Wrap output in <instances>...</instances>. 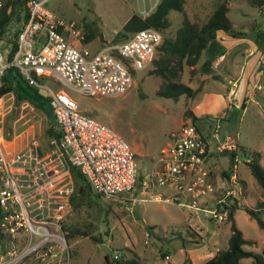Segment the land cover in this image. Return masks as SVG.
Masks as SVG:
<instances>
[{"label": "rangeland", "instance_id": "1", "mask_svg": "<svg viewBox=\"0 0 264 264\" xmlns=\"http://www.w3.org/2000/svg\"><path fill=\"white\" fill-rule=\"evenodd\" d=\"M43 1L57 17L77 24L82 33L85 28L93 32L94 39L84 41L83 33L78 43L90 51L102 47L101 39L108 43L115 41L117 33L137 10V0ZM216 1L186 0L183 11H169L170 26L165 34L173 36L185 19L204 21ZM229 5L233 29L243 34L239 38L228 35L221 41L218 39L216 52L208 45L195 69L184 68L181 80L195 90L191 97L181 95L174 100L161 95V80L148 73L151 62L134 71V83L121 95L88 97L61 86L77 102L80 113L107 126L126 142L134 155L138 179L135 189L122 193L120 198L95 197L92 206L84 204L71 210L64 220L65 230L71 233L66 236L68 248H55L58 258L54 264H107L115 254L135 258L140 264H202L209 259L204 256L209 251L227 249L232 224L248 240L244 250L260 253L264 249V230L245 211V207L258 209L264 218L263 189L247 165L253 154H258L264 169V54L244 58L238 53L252 44L264 49V39L257 38L258 33L264 34V3L253 7L246 0H229ZM15 28L12 24L3 40ZM214 52L216 57L225 53L217 67L212 64L216 57L214 60L210 57ZM200 67L206 68L207 73L201 74ZM239 77L244 85L231 94L229 79ZM51 87L58 89L54 83ZM0 105L6 146L20 148L34 136L43 151L42 146L46 145L43 135L49 124L47 115L27 102L16 103L13 93L5 96ZM193 116L198 119L193 121ZM186 123H195L203 134L211 133L218 124L219 138L207 137V164L216 173L218 192L201 199L213 204L215 195L227 187L221 181L222 171L235 176L232 188L238 203L229 222L218 224L204 212L164 201L170 190L155 186L150 180L152 170L161 167L159 152L169 143L170 133ZM17 129L20 131L15 133ZM227 137L236 144L235 149L237 145L242 149L235 156L222 153L219 147ZM142 180L148 183L145 190ZM155 195L160 196L158 200L151 199ZM75 228L88 235L72 233ZM103 244L110 250L108 254L103 251ZM164 251H168L169 260L163 259ZM41 262L30 259V264ZM240 264H252V258L245 257Z\"/></svg>", "mask_w": 264, "mask_h": 264}, {"label": "built area", "instance_id": "2", "mask_svg": "<svg viewBox=\"0 0 264 264\" xmlns=\"http://www.w3.org/2000/svg\"><path fill=\"white\" fill-rule=\"evenodd\" d=\"M140 1L136 11L146 17L160 0ZM2 6L0 0V10ZM26 9L28 18L15 39L14 53L0 39V86L8 68L18 70L48 98L60 137L51 138L43 151L34 136L23 147L10 148L0 120V264H30V259L50 264V259L58 258L55 248H68L64 220L72 210L71 167L104 199L120 198L135 189L138 171L129 146L113 130L80 113L77 102L61 86L88 97L121 95L134 83V71L152 61L162 41L161 32L149 27L127 40L107 42L90 51L78 46L83 33L77 24L57 17L44 1L29 0ZM223 59V54L217 56L213 67ZM5 96H0V104ZM217 129L218 124L211 133L203 134L194 123H186L171 132L169 143L159 152L161 167L149 177L155 186L170 190L164 201L204 212L224 224L229 222L231 207L238 203L232 188L235 176L221 180L227 187L215 195L213 204L201 199L217 191L216 173L207 164V137L218 139ZM219 147L232 151L236 144L227 137ZM141 184L144 190L148 186L144 180ZM119 257L115 254L111 262ZM163 259L168 260L169 255Z\"/></svg>", "mask_w": 264, "mask_h": 264}, {"label": "trees", "instance_id": "3", "mask_svg": "<svg viewBox=\"0 0 264 264\" xmlns=\"http://www.w3.org/2000/svg\"><path fill=\"white\" fill-rule=\"evenodd\" d=\"M2 1L3 6L0 10V39H3L4 34L10 30L12 24L16 25V28L5 39V42L10 44V53H14L16 49L15 39L28 18L26 3L29 0ZM246 1L253 7H261L264 3V0ZM185 3L186 0H160L156 8L146 17H142L135 11L128 18L122 30L117 33L115 41H113L120 42L127 40L136 31L144 28L152 27L160 31L162 34V41L156 49L148 73L161 80L159 93L174 100H177L181 95L191 97L195 94L194 89L182 82V72L185 67H190L191 70L196 68L203 51L208 45L216 41L219 31L232 37H240L243 34L233 29V22L228 17V11L230 9L229 0H217L213 4L212 12L207 15L204 21L191 22L185 19L173 36L166 35L165 31L170 26L167 17L169 11H183ZM83 33L85 37L84 41L92 40V31L85 28ZM257 38L264 39V34L258 33ZM259 50L263 52L264 49L259 48ZM11 93L15 95L16 103L22 101L27 102L46 114L49 118L48 127L43 135V141L46 142V145L42 146L43 150L47 148L48 141L51 138L59 139L60 133L55 129V121L50 111L48 98L42 95L37 88L29 85L15 68H8L4 72L0 86V96L9 95ZM192 119L195 121L198 117L193 116ZM19 131L20 129H17L15 133ZM237 147V149L231 151L232 156H235L242 150L238 145ZM247 165L252 176L263 189L264 195V169L259 162V155L253 154L250 160L247 161ZM212 174L214 175V173ZM71 175L74 182V192L70 197L72 209L79 208L84 204L92 206L93 202H95V197L103 198L100 194L92 190L85 176H83L77 168L71 167ZM222 175L224 177H229V173L226 171H222ZM236 206L237 205H233L231 207L229 221L233 219V212ZM245 211L257 222L259 228L264 230V218L260 215V210L245 207ZM71 232L88 235L87 232L77 228L73 229ZM70 234L71 233H67L66 236ZM194 243H198V241ZM246 243H248V240L243 237L242 232L235 224H232L227 249L216 251L202 264H240V260L245 257L252 258V264H264V249L260 253L246 251L243 249V245ZM164 255L165 254L162 256ZM107 264H140V262L135 258L120 255L114 262L108 261Z\"/></svg>", "mask_w": 264, "mask_h": 264}, {"label": "crops", "instance_id": "4", "mask_svg": "<svg viewBox=\"0 0 264 264\" xmlns=\"http://www.w3.org/2000/svg\"><path fill=\"white\" fill-rule=\"evenodd\" d=\"M43 1V0H42ZM222 32V31H221ZM224 36H228V34H223L222 36H221V34H219V33H217V39H216V41L214 42V43H212L210 46H211V51L213 52V49H215V52H216V50H218L217 49V43H218V41L220 40L221 41V39L224 37ZM232 37V36H231ZM230 37V38H231ZM233 38H239V37H232V39ZM219 39V40H218ZM224 39H226V38H224ZM101 45H102V47H103V45H105L106 43H107V41H105L104 39H101ZM247 48H246V50H244V51H238V53H240V54H242V56L244 57V58H247V57H249V56H252V55H255L256 53H260L261 54V57L263 56V54H264V52L262 53L261 52V50H259V48L256 46V45H254V44H252V45H248V46H246ZM215 52L214 53H211V54H213V55H211L210 57H212L213 58V60H214V58L216 57L215 56ZM237 52V50H235L233 53H236ZM221 54H225V53H219V55H221ZM218 55V56H219ZM243 65H246V63L245 64H243ZM248 66V65H247ZM242 67V66H241ZM242 70V69H241ZM200 72H201V74H203V73H207V70H206V68H202V67H200ZM203 79V78H202ZM229 82L231 83V90H230V93L232 94V93H234L236 90H237V88H239V87H242L243 85H244V83L242 82V80H241V77H239L238 79H229ZM255 85V84H254ZM31 137H33V136H31ZM31 139V138H30ZM29 141V140H28ZM27 141V142H28ZM26 142V143H27ZM24 146V145H23ZM23 146H21V147H23ZM20 147V148H21ZM19 149V148H18ZM221 151H223V148L221 149ZM163 254H167V255H169V253H168V251H164V253H162V255ZM214 253L213 252H208L206 255H204L205 257H208V258H210L212 255H213ZM169 259H170V255H169ZM168 259V260H169ZM51 261H52V263L54 264L55 263V261L53 260V259H50ZM165 260V259H164ZM191 264H193L192 262H191Z\"/></svg>", "mask_w": 264, "mask_h": 264}, {"label": "water", "instance_id": "5", "mask_svg": "<svg viewBox=\"0 0 264 264\" xmlns=\"http://www.w3.org/2000/svg\"><path fill=\"white\" fill-rule=\"evenodd\" d=\"M135 82H136V84L138 83V80H135ZM225 153V154H228L229 156H232V153L229 151V150H227V149H225L224 151H222V153ZM102 249H103V251L105 252V253H109L110 252V250L108 249V247L105 245V244H103L102 245Z\"/></svg>", "mask_w": 264, "mask_h": 264}]
</instances>
